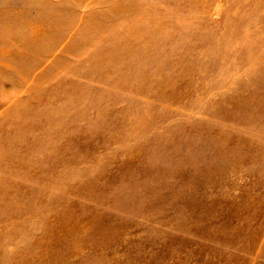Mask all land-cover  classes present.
I'll return each mask as SVG.
<instances>
[{"label": "rangeland", "instance_id": "374dc122", "mask_svg": "<svg viewBox=\"0 0 264 264\" xmlns=\"http://www.w3.org/2000/svg\"><path fill=\"white\" fill-rule=\"evenodd\" d=\"M0 264H264V0H0Z\"/></svg>", "mask_w": 264, "mask_h": 264}]
</instances>
